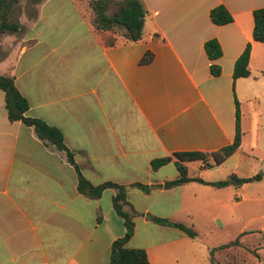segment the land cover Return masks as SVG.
<instances>
[{
    "label": "crops",
    "instance_id": "1",
    "mask_svg": "<svg viewBox=\"0 0 264 264\" xmlns=\"http://www.w3.org/2000/svg\"><path fill=\"white\" fill-rule=\"evenodd\" d=\"M76 1L41 0L20 39L0 54V75L13 78L28 104L25 116L61 133L86 181L125 187V201L135 212L126 248L143 250L149 264H178L176 246L196 236L190 239L173 228L166 235L170 228L152 218L172 219L181 213L193 218L192 207L202 203L201 218L215 227L221 218L236 219L243 200L264 204V169L256 173L258 181L242 185L236 179L256 174L226 178L221 170L234 157L264 166L256 153L264 148V139L262 145L258 140L260 125L255 121L250 130L244 127L248 115L241 111L248 100L264 99V43L251 39V11L264 8V0H139L148 14L141 39L124 43L115 37L112 46H104L108 33L95 32L86 5ZM112 5L116 10L109 16L119 10ZM216 5L225 7L230 23H210L208 11ZM209 39L216 40L221 52L213 62L220 70L217 77L209 74L202 49ZM246 44L249 75L233 81V63ZM146 52L150 62L139 65ZM234 99L240 130L236 151L210 169L200 161L184 163L187 177L227 185L188 182L163 189L177 172L157 175L173 162L155 171L149 162L173 153L210 154L230 144ZM76 182L60 153L44 146L31 128L7 121L0 97V264H107L111 242L124 233L111 206L115 190L88 199L76 191ZM256 214L246 223L264 221V209ZM149 222L161 234L153 242L144 232ZM137 223L144 233L141 240H136ZM234 239L235 245L212 257L223 256L226 264H264V222L223 243L199 242L206 264L211 248Z\"/></svg>",
    "mask_w": 264,
    "mask_h": 264
},
{
    "label": "trees",
    "instance_id": "2",
    "mask_svg": "<svg viewBox=\"0 0 264 264\" xmlns=\"http://www.w3.org/2000/svg\"><path fill=\"white\" fill-rule=\"evenodd\" d=\"M83 1V0H81ZM91 12V25L97 33H108L103 39L104 46H112L116 40L115 37L120 38L124 43H134L141 39L143 19L146 11L139 0H85ZM18 0H0V37L6 34L16 33L19 30V25L10 20V14ZM111 4H117L119 10L113 15L106 14V8ZM252 31L251 39L257 43H264V8H257L251 11ZM208 19L210 23L216 26H222L230 23L232 18L224 6L216 5L208 11ZM203 52L209 61L208 72L211 76L217 77L220 73L219 67L213 62L216 61L220 55V48L214 39L206 40L202 44ZM250 45L246 44L240 55L235 59L232 67L231 78L234 81L237 78H247L248 57ZM152 56L146 52L138 61L139 65H146L150 62ZM0 92L2 93L3 105L8 122H20L23 126L29 127L33 130L35 137L47 147L52 148L60 153L66 163H68L76 174V191L88 199H97L102 191L106 189L115 190V195L111 199V206L115 215L122 220L124 233L121 237L113 240L110 244V251L107 264H149L145 252L141 249H129L125 244L130 239L133 233L132 215L135 214L132 207L126 203L124 198L123 187L104 182L98 185H92L86 181L80 174L77 165L74 163L73 155L66 149L62 142L61 133L44 122L29 118L25 116L28 104L25 98L17 91L14 86L13 78L10 76L0 75ZM234 136L232 142L223 146L210 154L199 152H183L173 153L171 156L154 159L149 162V167L155 171L173 162L174 168L177 172L176 178L173 180V185H182L188 182H195L198 184L221 188L227 185V181L218 182H203L199 178L187 177L184 163L192 161H200L204 167L210 169L214 166L220 165L226 158L236 151L240 142L239 130V110L238 102L234 99ZM208 158L212 160L211 164L207 163ZM260 175L256 174L251 178L236 179V185L246 184L252 181H258ZM136 187L143 193L148 192V187L144 185H136ZM153 223L176 229L184 236L193 239L196 233L190 228L184 227L180 223H172L162 218H152ZM237 243V239L232 242L211 248L208 251L209 264L213 262V252L226 249Z\"/></svg>",
    "mask_w": 264,
    "mask_h": 264
},
{
    "label": "rangeland",
    "instance_id": "3",
    "mask_svg": "<svg viewBox=\"0 0 264 264\" xmlns=\"http://www.w3.org/2000/svg\"><path fill=\"white\" fill-rule=\"evenodd\" d=\"M41 0H18L17 4L14 5L11 14H10V20L13 22H16L19 25V31L12 34H6L0 37V54L4 53L5 50H7L10 45H14L21 37L22 35V29L24 28L27 21H31L35 14H36V7L40 3ZM57 1H66V0H57ZM75 3H77L76 0H73ZM81 1V0H80ZM89 12V17H91L90 8L87 5V1H82ZM115 3L119 2V0H115ZM79 4V3H77ZM81 6V5H80ZM116 10V7L114 5H110L107 8V14H112ZM148 15V14H147ZM145 14L144 18L147 16ZM91 21V19H90ZM144 21V19H143ZM10 44V45H9ZM12 47V46H11ZM252 75L255 76V73L252 72ZM260 82V79H259ZM0 97H2V93L0 92ZM239 110V108H238ZM242 113H245L248 115V120L245 123V126L247 129H251L253 123L256 121L261 128L260 134L258 136L259 143L263 144L264 139V99L259 98L258 100H248L244 104H242L241 107ZM249 136H246L243 143L247 144ZM264 147V145H262ZM258 157L264 158V148L261 149V151L256 152ZM194 165L192 162L190 164ZM263 167V168H262ZM234 168V170H232ZM260 169H264V166L261 164V162L256 163L254 167L249 163V160L247 157L241 159L232 158L228 160L223 167L221 168L222 173L224 174V177L231 176V173H235L236 175H242V174H249L254 175L257 172L261 171ZM172 173H175V169L173 165H168L166 169H163V171L159 172L157 176L161 175H170ZM195 176L197 173H194ZM223 178V179H226ZM172 183V182H167ZM165 183V184H167ZM125 190V187H123ZM174 192V191H173ZM175 193V192H174ZM246 193V191L244 192ZM184 196H190L189 192H184ZM249 205H251L252 210H250ZM201 207L202 203H196L192 207L193 210V218H186L183 213L180 215L174 216V218H164L172 223H180L186 228H190L196 233V238L193 240H185L184 243H180L176 246V259L178 264H206V255L205 252L200 249L199 242L205 241L208 243H223L229 239V236L233 233H238L243 229V231H247L251 228H253L256 225L263 224V220H259L258 218L251 219L249 223H246V220L251 217H257L254 216L257 215L256 212L262 211L264 209V204L262 202L258 203H247V200L241 201L237 206V212H236V219H234L232 222H229L228 220H225L221 218L218 222H216V226H207L205 223V220L201 218ZM200 209V210H199ZM152 210V208H151ZM254 212V213H253ZM146 215H144L145 217ZM152 223H148L146 227H144V232L146 235L150 237L151 242L154 240H157L161 234L159 232H155L154 229L156 227H153L151 225ZM170 228V227H169ZM175 231V230H174ZM170 232H173V229L170 228L168 233L166 235L171 234ZM211 232V233H209ZM136 240H141L144 236L143 231L141 230V226L139 223H137L136 226ZM213 262L215 264H226L225 258L221 256L220 258H214Z\"/></svg>",
    "mask_w": 264,
    "mask_h": 264
},
{
    "label": "water",
    "instance_id": "4",
    "mask_svg": "<svg viewBox=\"0 0 264 264\" xmlns=\"http://www.w3.org/2000/svg\"><path fill=\"white\" fill-rule=\"evenodd\" d=\"M171 185H172V183L163 184V185H162V188H163V189H167V188H169ZM150 187H153V186H150Z\"/></svg>",
    "mask_w": 264,
    "mask_h": 264
}]
</instances>
